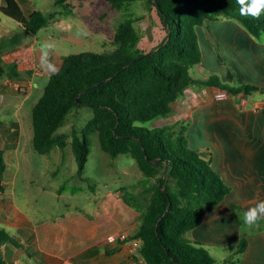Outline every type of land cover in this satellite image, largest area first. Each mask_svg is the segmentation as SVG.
Masks as SVG:
<instances>
[{"label":"trees","instance_id":"1","mask_svg":"<svg viewBox=\"0 0 264 264\" xmlns=\"http://www.w3.org/2000/svg\"><path fill=\"white\" fill-rule=\"evenodd\" d=\"M103 1L117 11L143 2L153 14L155 36L141 46V36L134 24L143 18L130 14L115 30L113 59L91 52L62 56L32 108L33 148L40 155L64 149L69 135L57 131L74 111L89 108L91 119L80 133H72L69 142L77 176L84 179L90 134L98 135L101 149L110 157L129 155L135 161L142 173L140 190L134 193L122 189L120 193L121 199L139 214L138 228L131 236L140 242L139 258L146 264H217L204 245L190 240L188 235L202 224L206 213L222 203L231 188L213 169L212 154L189 145L185 124L176 122L153 128L145 124L174 115L172 104L190 87L213 88L228 97L264 93V88L253 84H226L217 75L201 79L191 75V68L202 60L198 27L205 26L207 21L230 19L260 41L264 35V4L253 16L247 11L252 0ZM55 2L63 4L67 0ZM0 11L23 30L22 35L0 41V63H4L2 54L21 45L24 36L36 35L48 24V17L39 10L25 14L16 0H4ZM17 65L16 61L3 64L0 74L16 78ZM14 127L16 122L5 127L0 120V135H16ZM5 147H9L8 142ZM4 153L0 149L1 194L5 190ZM233 210L240 238L237 245L228 249L238 256L248 246V235L264 230V220L245 230L241 209L234 206ZM7 245L23 247L0 229V251ZM237 263L238 259L224 262ZM0 264L9 262L0 255Z\"/></svg>","mask_w":264,"mask_h":264},{"label":"rangeland","instance_id":"2","mask_svg":"<svg viewBox=\"0 0 264 264\" xmlns=\"http://www.w3.org/2000/svg\"><path fill=\"white\" fill-rule=\"evenodd\" d=\"M26 1V4L31 5L32 9L39 10L48 17V24L33 37L34 43L31 45V54L34 57L38 56L39 61L48 56L55 61L62 56L83 52L106 55L113 59V52L116 48L113 43L115 30L130 14H133L134 18H143L134 24L141 36V46L151 42L156 33L153 14L141 1L134 2L121 11L111 9L103 0H67L63 4L56 3V0ZM66 4L68 5L66 6ZM263 4L264 0H261L260 5ZM27 9L26 5L25 14L29 13ZM2 18L0 28L3 31L9 30L15 25L13 19L5 16ZM259 43L264 44V35L258 41ZM199 45L202 57L206 60H208L209 54L211 56L213 53L219 60L222 59L220 53L227 55V49L221 50L217 40H213V38L209 42H205L202 35ZM209 63L210 69L213 70L206 69V67L200 70L194 66L191 68L192 77L201 79L209 75H217L224 83L232 86L239 83H254L246 82L244 78L239 80L240 76L247 72L242 73L240 70L241 75H238L234 69L227 66L226 71H230L228 74L232 77L228 78L226 74L222 76L220 72H217V68L212 66L211 60ZM3 64V62L0 63L1 68ZM41 66V64L36 66V73L47 71V74L35 77L29 95L25 79H23L26 77V72L20 67L21 76L14 79L16 84L12 82L14 80H8L13 88L16 87L18 97H16L15 106H12L13 108L11 107L10 110H3V103H1L3 96L0 101V120L5 127L11 121L17 123V127H14L16 135H12L8 139V148L5 147L7 133L0 135V149L5 150L6 164L3 175L5 190L4 194L0 193V229L12 235L18 243L23 245L22 248H15L11 245L4 246L0 255L8 259L15 258L18 264H43L33 255H31L32 259L28 257L32 251L26 246L25 239L32 233V226L34 228L47 220L55 221L68 212L90 214L96 209L101 197L110 192H118L120 198L122 189L138 193L142 178V173L129 155L112 158L106 154L100 147L96 133L88 136L89 155L83 172L84 179L77 176V166L69 142L72 139V133H80L92 117L91 110L86 107L74 111L67 123L57 131V133L69 135V142L64 149H54L47 155L35 152L32 145V108L42 96L48 82V74L52 72L51 65ZM4 75L5 73L0 74V88L3 90V81L7 79ZM5 87L7 88V86ZM191 88L193 87L188 89ZM216 92V96L227 98L225 93ZM242 99V110L245 107L247 111L252 110V102H258L259 106L256 108L264 110V93L261 91L250 94L247 97V102L243 95ZM21 100L23 103L18 108ZM197 115L199 118H184L182 120L187 126V131L190 125L192 128L191 135L187 137L188 141L191 142V145L193 144L192 147L197 146L195 142L198 145L209 143L204 148H197V151L215 155L217 154L216 139L210 128L216 125L210 126L211 119L208 114L197 113ZM169 117L148 122L145 126L153 128L170 125L163 121ZM212 122L216 124L217 120L214 119ZM174 123L176 122L171 124ZM194 128L201 130L202 134V138H195V142L193 141L194 135H192ZM133 186L136 188H132ZM60 188L62 189L60 190ZM145 197L148 198V195H144ZM23 221L30 225L29 229L21 227L17 230L14 225L23 226ZM226 249L215 248L208 251L213 255L217 264H224V259L229 253L227 251L229 249Z\"/></svg>","mask_w":264,"mask_h":264},{"label":"crops","instance_id":"3","mask_svg":"<svg viewBox=\"0 0 264 264\" xmlns=\"http://www.w3.org/2000/svg\"><path fill=\"white\" fill-rule=\"evenodd\" d=\"M16 1L23 11L26 5L29 13L35 10L26 4V0ZM1 6H4V0H0V8ZM2 16L7 17L0 11V23ZM22 34L23 30L15 22L7 31L0 28V41ZM197 34L198 40H201L202 35L205 42L213 38L217 40L221 50L227 49V55L220 53L221 60L213 52L211 56L209 54L208 60L202 57L200 64L197 65L198 69L206 67L213 70L209 67L211 60L212 66H216L217 72L222 76L226 74L228 78H232L229 75L230 71H226L227 66H230L238 75H241L240 70L242 73L247 72L245 75L242 74L239 80L244 78V81L254 82L253 85L264 88V44H258V41L240 25L225 18L207 21L205 26L197 28ZM34 36H24L21 45L2 54L4 64L13 61L18 63L19 75L16 78L21 76L20 67L26 72L23 79L28 95L32 91L35 77L47 74V71L36 73V66L51 65L53 72L61 58L53 61L48 56L39 61L38 56L34 57L31 54ZM14 79H5L4 90L0 88L3 110H10L17 101L16 88L5 85L8 80ZM15 81L12 82L16 84ZM216 94L213 88L187 89L183 98L172 104L174 116L163 120L165 124L173 122L184 124L182 121L184 118H199L197 113H205L211 119L210 126L216 125L210 128L215 136L217 148V154H212V167L231 191L220 205L204 215L202 224L188 235L190 240L201 243L210 251L215 248L228 249V246L238 244L240 230L234 206H238L241 212H244L258 201H264V110L256 108L259 106L258 102H252V110L247 111L246 107L242 110V95L246 102L249 95L239 94L225 98ZM22 103L23 100L18 108ZM214 119L217 120L216 124L212 122ZM191 129L190 125L187 137L191 135ZM192 135L194 142L195 138H202L201 130L197 128L193 129ZM11 137L12 134H6L5 143ZM189 143L192 147L193 144ZM195 144L197 146L192 148L197 150L208 146L209 143ZM23 223V226L14 227L17 230L21 227L29 229L30 225L24 221ZM138 225V212L130 208L120 198L118 192H110L101 197L96 209L90 214L68 212L55 221L47 220L34 228L32 226V233L25 239L26 246L32 251L28 257L32 259L33 255L43 264H137L139 256L130 242L108 243L107 237L122 231H127L132 236ZM227 251L229 253L224 262L238 259L237 264H264V230L248 235V246L243 254L234 256L233 251ZM14 256L16 257L15 254ZM5 259L9 264H18L15 258Z\"/></svg>","mask_w":264,"mask_h":264},{"label":"clouds","instance_id":"4","mask_svg":"<svg viewBox=\"0 0 264 264\" xmlns=\"http://www.w3.org/2000/svg\"><path fill=\"white\" fill-rule=\"evenodd\" d=\"M243 3V0H240ZM261 0H252L251 7L248 8V12L253 16L260 12ZM243 228L245 230L257 227L259 222L264 220V201H258L253 207L248 208L242 212Z\"/></svg>","mask_w":264,"mask_h":264},{"label":"built area","instance_id":"5","mask_svg":"<svg viewBox=\"0 0 264 264\" xmlns=\"http://www.w3.org/2000/svg\"><path fill=\"white\" fill-rule=\"evenodd\" d=\"M5 85H10L9 82H6ZM16 88V87H15ZM2 95L0 94V101H1ZM130 242L132 244V247L134 250H137L139 248L140 242L138 240H132L131 235L127 231L118 232L115 234H112L107 237L108 243H116V242ZM137 264H146L142 259L139 258Z\"/></svg>","mask_w":264,"mask_h":264},{"label":"water","instance_id":"6","mask_svg":"<svg viewBox=\"0 0 264 264\" xmlns=\"http://www.w3.org/2000/svg\"><path fill=\"white\" fill-rule=\"evenodd\" d=\"M152 1H154V2H156V0H152ZM168 41V40H167ZM167 41L164 43V45H162L160 48H162V47H164L165 45H166V43H167ZM160 48H158V49H160ZM154 52H151L150 54H153ZM80 101H78L77 100V103H79Z\"/></svg>","mask_w":264,"mask_h":264}]
</instances>
